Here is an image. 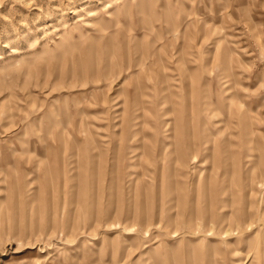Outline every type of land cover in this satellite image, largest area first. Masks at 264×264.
Returning <instances> with one entry per match:
<instances>
[{
	"label": "rangeland",
	"instance_id": "rangeland-1",
	"mask_svg": "<svg viewBox=\"0 0 264 264\" xmlns=\"http://www.w3.org/2000/svg\"><path fill=\"white\" fill-rule=\"evenodd\" d=\"M0 264H264V0H0Z\"/></svg>",
	"mask_w": 264,
	"mask_h": 264
}]
</instances>
